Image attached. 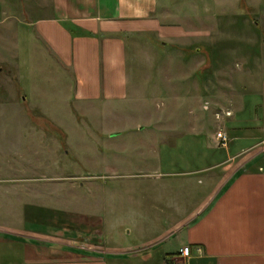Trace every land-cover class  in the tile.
<instances>
[{"label":"rangeland","instance_id":"374dc122","mask_svg":"<svg viewBox=\"0 0 264 264\" xmlns=\"http://www.w3.org/2000/svg\"><path fill=\"white\" fill-rule=\"evenodd\" d=\"M163 1L180 11L166 21L184 33L130 35L128 96L108 105L75 99L73 73L37 41L19 42L18 57L5 58L0 225L33 231L12 240L32 245L35 259L138 264L172 242L173 231L158 235L212 188L203 169L221 150L225 112L241 94L259 100L264 0ZM248 108L245 144L263 137Z\"/></svg>","mask_w":264,"mask_h":264},{"label":"crops","instance_id":"0c3cea01","mask_svg":"<svg viewBox=\"0 0 264 264\" xmlns=\"http://www.w3.org/2000/svg\"><path fill=\"white\" fill-rule=\"evenodd\" d=\"M173 8L163 0H0V73L9 64L6 57H18L19 42L37 41L45 55L73 73L75 99L104 105L124 99L126 40L141 33L160 37L168 28L169 34L184 33L166 21L179 15L176 8L169 11ZM257 89L259 100L243 93L225 116L230 121L220 130L228 134L227 144L218 145L217 159L203 169L211 190L158 235L173 231V241L165 239L138 258V264H264V80ZM248 107L255 109L263 137L245 144L247 136L240 131ZM17 233L34 237L28 229L0 225V264H51L47 258L35 259L26 241L14 245ZM183 246L189 247L187 258L181 256ZM115 260L113 264L130 262Z\"/></svg>","mask_w":264,"mask_h":264},{"label":"built area","instance_id":"2783aa9c","mask_svg":"<svg viewBox=\"0 0 264 264\" xmlns=\"http://www.w3.org/2000/svg\"><path fill=\"white\" fill-rule=\"evenodd\" d=\"M225 115L226 116L230 115V112L227 110L225 112ZM216 137H217L220 145L225 146L227 144L228 138H227L226 134L223 131H221V130L217 131L216 132ZM180 253H181V256L183 258H187L188 255H189V247L188 246H183L180 249ZM180 264H185V262L184 261H181Z\"/></svg>","mask_w":264,"mask_h":264}]
</instances>
